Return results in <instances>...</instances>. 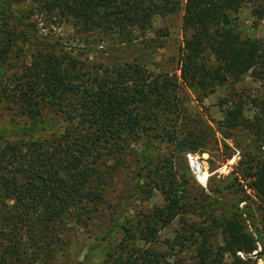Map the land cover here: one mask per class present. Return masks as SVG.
<instances>
[{"label":"trees","instance_id":"16d2710c","mask_svg":"<svg viewBox=\"0 0 264 264\" xmlns=\"http://www.w3.org/2000/svg\"><path fill=\"white\" fill-rule=\"evenodd\" d=\"M32 1L44 15L71 19L80 31L94 35L92 41L103 36L117 41L101 50L102 59L87 73L55 49H36L29 63L1 81L0 110L10 105L32 120L52 111L61 114L67 126L43 140L8 139L9 134L0 131V208H4L0 242L5 236L12 252L24 243L34 259L50 256L52 245L60 240L53 235L56 227L99 212L103 217L99 225L107 226L109 233H121L118 264H225L226 254L232 256L228 264H251L250 253L258 240L246 230L241 209L234 208L222 220L217 247L205 242L214 231L188 221L195 195L187 177L177 170L176 155L185 157L216 142L213 128L202 116L187 115L183 86L202 100L257 64L264 80V40L240 27L232 15L249 5L254 18L264 19V0ZM10 2L0 0V63H8L17 50V38L24 40V32L15 35L5 19L4 8ZM178 11L188 35L177 67L173 73L164 68L152 72L150 60L167 34L156 29L155 36L142 44L139 35L151 30L154 16ZM134 49L138 53L130 59ZM230 96L222 101L228 108L217 130L223 138H232L239 128L249 131L250 151L244 155L241 179L264 209V102L257 104L256 117L249 120L241 97ZM141 141L158 142L165 149L124 179L116 202L106 201L100 191L112 173L100 167L108 168L106 159L116 166L126 163L132 144ZM135 191L147 197L158 194L160 202L132 220L123 212ZM7 200L12 201L9 207ZM105 203L107 215L102 212ZM174 221L179 229L157 248L160 230ZM192 247L195 261L186 263L182 253ZM254 254H264V245Z\"/></svg>","mask_w":264,"mask_h":264},{"label":"rangeland","instance_id":"374dc122","mask_svg":"<svg viewBox=\"0 0 264 264\" xmlns=\"http://www.w3.org/2000/svg\"><path fill=\"white\" fill-rule=\"evenodd\" d=\"M4 15L7 16L5 19L8 24L14 26L15 35L19 31L24 32V40L22 41L21 37L17 38L18 46L15 48L17 50L11 53L8 63H0V83L23 63H29L36 49L44 51L55 49L72 57L76 66L87 73V70L92 71L93 66L102 59L101 50L114 45L117 41L111 36H103L92 41L94 35L80 31L71 19L44 15L37 10L32 0H11L9 8H4ZM181 15V11L163 16L156 15L152 20L151 30L139 35V42L142 44L155 36L156 29H163L167 34L160 38L163 46L156 49L150 60L152 64L149 69L152 72L160 68L170 70L172 73L175 71L183 39L188 35L182 28ZM232 15L240 27L253 31L264 40V19L254 18L249 5H243ZM137 53L134 49L130 59ZM259 65L240 76L235 83L234 79L230 78L218 85L215 91L202 100H198L192 89L183 86L187 115L202 116L213 128L216 142L194 153H185V157L176 155L177 170L187 177L191 195H195L194 205L187 215L188 221H196L202 227L214 231V236L205 242L211 241L213 246L217 247L221 243L222 220L229 216L234 208L241 209V220L246 230L258 240L257 249L250 253L251 264H264V254H254L264 245V209L254 193L245 186L246 180L241 179L245 167L244 155L250 151L248 139L251 136L249 131L239 128L233 132L232 138H223L217 129L218 122L223 119L224 111L228 108V104H222V101L227 97L231 98L232 94L240 96L243 100L245 118L250 120L256 117L260 107L257 104L264 102V80L260 77L262 71ZM0 112V131L9 134L8 139L16 137H23L22 139L26 141L34 138L48 139L61 133L67 126L63 116L52 111H44L36 120L19 115L10 105ZM164 149V144L141 141L132 144L126 163L116 166L112 159H106L105 164L108 168H100L110 170L112 174L107 177V183H103L102 186H105L101 187L103 198L112 203L116 202L124 179L131 177L138 167L144 165L145 159L160 154ZM197 165L206 173L205 180L196 170ZM130 196L123 217L132 220L139 218L142 211H148L154 202H160L158 194L147 197V193L138 194L135 191L134 195ZM11 203L12 201L7 200L8 207ZM106 205L107 203L102 205L104 206L102 212L105 215L109 212ZM3 214L4 208H0V215ZM100 216L102 219V213H92L91 218L79 222L70 221L66 226L56 227L53 235H59V242L52 245L50 256L40 254L37 259L33 258L32 250L25 248L24 243L15 247L17 252L7 249L9 246L4 236L0 242V264H118L121 233H109L107 226L99 225ZM123 217L120 221H123ZM178 229V221L161 229L155 246L161 249L163 246L160 241L165 238L172 239ZM204 235H200L199 241ZM195 253L194 247L183 252V261L194 262ZM231 258L230 254H226L224 263L228 264Z\"/></svg>","mask_w":264,"mask_h":264},{"label":"bare ground","instance_id":"6f19581e","mask_svg":"<svg viewBox=\"0 0 264 264\" xmlns=\"http://www.w3.org/2000/svg\"><path fill=\"white\" fill-rule=\"evenodd\" d=\"M195 168H196V170H197L198 172L201 173V175H202V179L205 180V178H206V173L203 172L202 167L197 165V166H195Z\"/></svg>","mask_w":264,"mask_h":264}]
</instances>
